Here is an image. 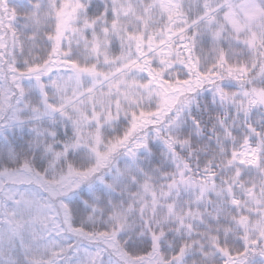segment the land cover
<instances>
[{
	"label": "snow or ice",
	"instance_id": "snow-or-ice-1",
	"mask_svg": "<svg viewBox=\"0 0 264 264\" xmlns=\"http://www.w3.org/2000/svg\"><path fill=\"white\" fill-rule=\"evenodd\" d=\"M0 264H264V0H0Z\"/></svg>",
	"mask_w": 264,
	"mask_h": 264
}]
</instances>
